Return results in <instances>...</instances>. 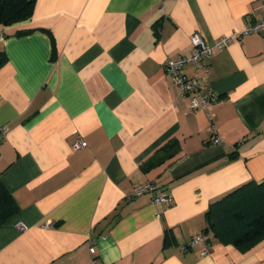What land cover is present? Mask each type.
I'll return each instance as SVG.
<instances>
[{"label":"crops","instance_id":"1","mask_svg":"<svg viewBox=\"0 0 264 264\" xmlns=\"http://www.w3.org/2000/svg\"><path fill=\"white\" fill-rule=\"evenodd\" d=\"M263 14L264 0H36L0 24V264H264V238L240 251L204 231L211 201L264 179V32L241 33ZM193 32L235 34L207 70L180 67L218 97L194 111L164 66ZM170 139L177 154L143 170ZM147 181L166 202L130 195Z\"/></svg>","mask_w":264,"mask_h":264},{"label":"trees","instance_id":"2","mask_svg":"<svg viewBox=\"0 0 264 264\" xmlns=\"http://www.w3.org/2000/svg\"><path fill=\"white\" fill-rule=\"evenodd\" d=\"M36 0H0V24L8 25L29 18ZM6 60L0 51V65ZM172 139L159 150L158 155L142 165L147 171L162 164L178 152ZM9 195L0 186V203ZM205 232L222 243H230L246 251L264 238V179L249 180L221 197L211 201L204 212Z\"/></svg>","mask_w":264,"mask_h":264},{"label":"built area","instance_id":"3","mask_svg":"<svg viewBox=\"0 0 264 264\" xmlns=\"http://www.w3.org/2000/svg\"><path fill=\"white\" fill-rule=\"evenodd\" d=\"M247 32H264V14L244 25L241 33ZM234 35V33L223 34L215 39L212 45H209L199 32H193L190 34V41L194 46L191 55L189 57H180L176 59L167 58L164 61L166 73L178 85L180 95L187 98L188 108L190 110L208 109L209 104L211 102H216L218 97L211 89H204L197 78L187 77L184 73H182L180 67L184 62L190 61L194 66H202L207 70L208 66L202 63L204 57L208 56L212 52L213 48H222ZM2 130L5 131V128L2 127ZM210 131L212 133V143H219L220 139L215 133V126L213 124L210 125ZM85 145L86 141L82 138L73 143L74 148L83 147ZM144 192H149L151 194L152 203L155 204L166 202L168 199L166 195L158 192L156 185L151 181H147L136 186L130 195H139ZM14 224L20 230L25 228V224L20 220L16 221ZM197 243H201L204 246L201 249V253H206L207 242L205 234H196L189 241L190 245ZM94 250V246L90 245L89 251L94 253ZM89 264H96V259L92 258Z\"/></svg>","mask_w":264,"mask_h":264}]
</instances>
